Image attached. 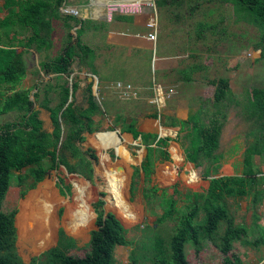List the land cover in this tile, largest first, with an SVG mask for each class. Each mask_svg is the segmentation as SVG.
Returning a JSON list of instances; mask_svg holds the SVG:
<instances>
[{"label":"rangeland","instance_id":"rangeland-1","mask_svg":"<svg viewBox=\"0 0 264 264\" xmlns=\"http://www.w3.org/2000/svg\"><path fill=\"white\" fill-rule=\"evenodd\" d=\"M70 3L62 0L58 11L63 16H75V20H69L70 30H67L61 21L55 22L54 47L51 50L38 49L24 41L7 43L9 48L28 50L34 60L35 65L30 66L21 81L23 83L18 87L28 92L34 108L39 111L44 132L52 131L53 126L49 112L42 104L47 98L45 103L48 108L57 106L60 96L58 86L66 84L69 87L70 96L67 103H71L72 107L86 108L85 90L90 85L91 93L99 105V113L91 115L95 131L84 133L83 140L78 143L81 151L86 152L91 166L88 178L78 173L70 174L61 165L51 169V163L46 159L25 167L20 172L8 171L0 178V256L9 261H19L20 264L28 263L43 251L55 246L59 230L74 240L75 247L68 250L67 254L83 257L89 250V233L97 229L94 205L99 200L102 205L98 206V209L114 215L127 230L128 240L146 245L148 241L160 239L167 246L174 236L175 221L173 217H160V197L173 200L175 208L183 209L188 194L192 195L194 200H200L207 189L208 180L199 175L196 166L185 161L179 143L175 142L176 138L182 135L179 126L165 127L166 121L162 120V117L185 119L187 113L195 112L199 107L209 109L208 102L212 99L216 87L223 86L218 84L220 80L226 81L228 95L233 99H240L243 93L253 87L264 88V19H250L249 14L242 10L240 0H183L181 7L175 9L164 7L158 10L155 6L154 23L157 37L155 44L151 45L143 38H135L137 31L135 26L129 23L131 17L127 16L128 23L125 26L113 22L119 20L118 15L123 12L107 7L106 18L103 16L92 20L91 16H88V1L79 2L82 11H78L76 15L69 13ZM84 9H87L86 15ZM147 9L149 13L154 14V7ZM144 12L148 13L142 9V13ZM9 15L10 18L14 16L13 13ZM78 18H81L80 22ZM83 21L86 22L82 26ZM147 30L142 28L140 31L145 32V35ZM67 31L72 35V42L79 38L82 46L92 50L90 67L80 66L74 61L67 75L57 77L53 74H38V64L62 49ZM22 33H18L17 37L24 38ZM6 36L7 34L0 30V44ZM84 62L87 63L86 60ZM192 63L202 69H195L193 73L184 76L178 72ZM49 82L53 89L46 93V85ZM118 82L130 85L132 94L122 95L114 86ZM152 83L159 84L165 93L172 88L175 90L174 95L165 100L164 105L159 108L153 105L154 95L150 89ZM73 84L77 85L75 91H72ZM34 94H37L36 100ZM153 113L157 114L156 118L147 117ZM46 121L49 125L44 126ZM19 122L20 117L16 112L0 115V128ZM59 123L63 134L65 124L61 120ZM249 123L242 118L239 107H229L220 135L219 152L224 159L222 166H225L220 172L221 166L219 175L232 176L241 173L242 154L247 143L251 141V137L247 136ZM129 124H133L139 132L156 133L162 138L170 139L165 148L169 159L166 161L159 158L154 163L153 173L147 182L144 181L142 172L132 177L133 168H138L145 156V148L139 138L134 140L130 134L124 132L123 128ZM102 132H118L130 155L131 162L126 166L128 183L124 198L127 205L137 214V219L132 223H126L124 217L115 213L107 203L105 185L97 173L98 150L88 141L90 136ZM172 147L177 149L181 160L174 157ZM107 154L114 163L116 157L113 150H107ZM253 163L264 175V161L259 156H254ZM159 168L170 172V178L165 183L157 178ZM189 170L197 177L194 186L182 178ZM224 170L227 171L224 173ZM18 173L27 175V183L33 184L32 189L22 198L19 197L20 188L16 184ZM39 174L43 175V179L36 181L35 177ZM76 180L82 181L90 192L88 205L94 215L91 226L82 236H74L61 225L64 207L57 206L54 210L56 228L51 243L35 251L30 246L21 244L15 227L19 203L41 183L48 181L59 202L66 200L71 204L74 198L73 183ZM131 185L132 194L129 192ZM150 188L154 189L151 194L154 197L151 206L147 207L142 193ZM221 205L223 218L215 227L212 239L184 231L177 234L176 242L184 255V264H264V200L261 204L254 205L251 198H225ZM12 212L14 218L11 222ZM203 217V213L199 214L194 225L203 222ZM228 222L231 223L233 233L225 245L222 237ZM12 229L14 243L11 249L4 250L3 243L5 240L11 241ZM130 249L127 246H117L113 252L115 264H126ZM136 264H147V260L139 258Z\"/></svg>","mask_w":264,"mask_h":264},{"label":"trees","instance_id":"trees-1","mask_svg":"<svg viewBox=\"0 0 264 264\" xmlns=\"http://www.w3.org/2000/svg\"><path fill=\"white\" fill-rule=\"evenodd\" d=\"M62 0H5L3 8H16L17 12L8 22L0 25V30L7 34L12 32L10 41H15L19 32L28 33L26 41L38 49L49 51L54 47L53 31L55 22L61 21L67 30L71 25L69 20H75L70 15H61L58 6ZM242 10L247 12L250 19H264V0H240ZM183 0H155L157 9L164 7L180 8ZM86 21L82 22V26ZM209 23H206V25ZM65 44L53 57L46 58L38 64L37 73L43 75L53 74L57 77L67 75L71 65L77 61L80 66L90 67L92 50L82 46L79 38L72 42V35L67 31ZM87 61L85 63L84 61ZM34 60L28 50H19L9 47H0V115L9 112L19 114L20 122L6 124L0 128V178L8 171L20 172L21 169L31 166L41 160H48L51 169L61 165L72 174H82L88 178L91 166L86 152L81 151L78 143L83 140L84 133L95 131L91 115L99 113V105L91 93V86L85 90L87 102L86 108L72 107L68 102L69 87L66 84L58 86L59 103L56 107L48 108L44 99L42 107L49 112V118L53 130L46 133L42 129V121L39 119V111L34 108L28 92L20 89L22 79L26 76L30 66H34ZM202 69L192 63L178 72L181 75H189L194 70ZM212 99L208 102L210 108L199 107L195 112L187 114L185 119H177L172 116H163L164 126H179L182 133L177 137L185 161L196 166L199 175L208 180V186L199 201L192 195L185 197L187 203L183 209L175 208V202L161 196L162 218H174V236L166 246L160 239L148 241L146 245L136 244L126 237L127 230L111 213H104L98 209L102 201L94 205L96 214L95 226L97 229L89 233V250L81 258L67 254V251L75 247L74 240L68 238L59 230L55 246L43 251L32 258L26 264H115L114 249L117 246L130 247L126 264H136V260L142 258L147 264H184V255L181 247L176 242L179 232H190L204 238L212 239V233L223 218L222 201L225 198H251L254 205H259L264 200V175L257 170L253 163V157L259 156L264 161V88L253 87L243 93L240 99L230 97L226 81L220 80ZM217 84V86H218ZM51 83L46 85V93L52 90ZM77 88L72 85V91ZM33 97L36 100L37 94ZM230 106L239 107L242 118L249 123L247 136L251 141L242 154L241 173L232 176H219V169L223 164V155L219 152L221 130L226 120ZM156 113L147 117L156 118ZM59 120L65 124L62 134ZM161 123V119H160ZM165 126V127H166ZM124 132L130 134L134 140L140 139L145 148V156L140 166L133 168L132 177L142 172L144 181H148L153 173L154 163L169 157L165 151L170 141L169 138H158L156 133L139 132L133 124L125 126ZM93 158V156H91ZM29 177L18 173L16 184L20 188L19 197L32 189L29 185ZM43 179V175H37L36 181ZM132 185L129 192L132 194ZM153 188L143 190L142 196L146 206L153 203ZM203 213V222L194 225L195 219ZM225 214V213H224ZM14 212L10 214L12 222ZM229 219V218H228ZM230 220V219H229ZM231 223H227L224 229L222 242L227 245L232 235ZM14 230L12 229L11 241L5 240L4 250L12 248L14 243ZM195 241L193 242V244ZM14 261V262H13ZM9 261L0 256V264H20Z\"/></svg>","mask_w":264,"mask_h":264},{"label":"bare ground","instance_id":"bare-ground-1","mask_svg":"<svg viewBox=\"0 0 264 264\" xmlns=\"http://www.w3.org/2000/svg\"><path fill=\"white\" fill-rule=\"evenodd\" d=\"M135 1L139 2V0ZM88 142L92 143L98 150L97 173L105 185L107 203L114 209L115 213L117 212L124 217L126 223L134 222L137 219L136 211L127 205L124 198V190L128 183L126 166L131 162V159L118 132L97 133L90 136ZM109 149L113 150L116 157L114 163L111 162L107 154ZM172 154L181 160L175 147H172ZM157 178L165 183L170 178V172L159 168ZM182 178L189 185H196L197 177L191 170ZM73 187L74 198L71 204L66 200L59 202L48 181L41 183L36 190L30 192L19 203L15 227L21 244H26L35 251L51 243L56 228L54 210L57 206L64 207L61 225L76 237L83 235L91 226L94 216L88 205L90 192L86 189L85 184L79 180L74 181Z\"/></svg>","mask_w":264,"mask_h":264},{"label":"crops","instance_id":"crops-1","mask_svg":"<svg viewBox=\"0 0 264 264\" xmlns=\"http://www.w3.org/2000/svg\"><path fill=\"white\" fill-rule=\"evenodd\" d=\"M1 1V0H0ZM3 2H0V25L6 23L9 21L10 19V13L14 14L17 12L16 8L14 7H10L8 9H4L3 8V3L5 0H2ZM69 1V6L71 9H74L77 11V14H78V11H82V9L80 8V3L81 0H67ZM84 1H88V16H91V19L94 20L96 18H99V17H105L106 18V8L111 6L112 4H130V3H139L142 4L143 8H141V12H138V13H135V14H120L118 15L119 17V20H115L113 22H118V23H121L123 26H125L128 22V17H131L132 19L130 20L129 23H132L135 27V31H137L134 36L135 38H143L149 45H151L152 43L146 38V34L147 32H149V28L146 27V24L149 23V22H152L154 23V18H156V11H155V0H139V2L135 1V0H84ZM64 6L62 5L61 8H63ZM147 7H154V14L153 13H149V10L147 9ZM142 9L143 11H147L148 13L144 12L142 13ZM87 9H84V15L87 14ZM4 13H3V12ZM59 12V11H58ZM60 13V12H59ZM81 19V18H80ZM80 19L78 18V22H80ZM153 20V21H152ZM155 24V29H156V23ZM142 28H145V29H148L146 31V34L144 35L143 33L145 32H141L140 30ZM157 31V30H156ZM20 33V32H19ZM22 33V32H21ZM12 33H9L10 37H7L4 39V41H2V44H0V47H9L7 45V43L11 40V38L13 37L11 35ZM24 36V38H21V37H17L16 36V40L14 41L15 42H18L20 41L21 43L24 41V43L27 41L28 39V36L29 34L28 33H22ZM144 35V36H142ZM14 38V37H13ZM24 39V40H23ZM13 41V40H12ZM23 83V82H22ZM21 83V84H22ZM120 84H122L121 82H118ZM114 86H116V84H114ZM151 89V88H150ZM180 108V107H179ZM179 112V111H177ZM188 114V113H187ZM40 119V118H39ZM41 120V119H40ZM42 121V120H41ZM47 126L49 125L48 122L46 121L44 123V126ZM52 126V125H51ZM42 129H43V122H42ZM44 131V130H43ZM48 132H52V131H47ZM225 166V165H224ZM220 169V172L223 171V167ZM227 170H224V173L226 172ZM219 176H224L222 174H220Z\"/></svg>","mask_w":264,"mask_h":264},{"label":"built area","instance_id":"built-area-1","mask_svg":"<svg viewBox=\"0 0 264 264\" xmlns=\"http://www.w3.org/2000/svg\"><path fill=\"white\" fill-rule=\"evenodd\" d=\"M142 4L139 3H130V4H112L109 6L110 10L116 11L119 10L120 12H123V14H135L138 12H141ZM69 13H72V15H76L77 11L74 9H69ZM75 17V16H74ZM146 27L149 28V32L146 34V38L152 43L155 44L156 37H157V31L155 29V24L152 22H149L146 24ZM116 89L125 96H129L132 94V88L130 85L125 84H116ZM154 95V101L153 105H155L157 108L164 105L165 100L170 99L172 95H174V88L170 89L168 93L163 92L161 86L159 84L152 83L151 87ZM177 107L179 108V104H177ZM160 121V119H159Z\"/></svg>","mask_w":264,"mask_h":264},{"label":"water","instance_id":"water-1","mask_svg":"<svg viewBox=\"0 0 264 264\" xmlns=\"http://www.w3.org/2000/svg\"><path fill=\"white\" fill-rule=\"evenodd\" d=\"M158 138H160V135H158Z\"/></svg>","mask_w":264,"mask_h":264}]
</instances>
